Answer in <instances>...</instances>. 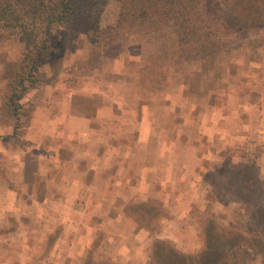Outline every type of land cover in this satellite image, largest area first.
<instances>
[{
  "label": "rangeland",
  "instance_id": "374dc122",
  "mask_svg": "<svg viewBox=\"0 0 264 264\" xmlns=\"http://www.w3.org/2000/svg\"><path fill=\"white\" fill-rule=\"evenodd\" d=\"M95 8L99 23L89 32L52 26L38 84L16 112L7 86L38 28L24 40L9 29L0 41V189L20 197L2 222L20 235L28 224L42 233L23 245L1 232L0 264H124L131 254L140 261V248L148 264H168L170 248L198 254L207 235L218 249L225 234L248 240L252 202L232 175L259 169L264 207V0H200L196 16L216 48L206 60L196 45L178 43L172 17L127 0H95ZM60 176L90 178L97 203L115 208L97 216L77 206L67 224L45 225V211L29 202ZM243 243L227 263L264 264V250Z\"/></svg>",
  "mask_w": 264,
  "mask_h": 264
},
{
  "label": "trees",
  "instance_id": "16d2710c",
  "mask_svg": "<svg viewBox=\"0 0 264 264\" xmlns=\"http://www.w3.org/2000/svg\"><path fill=\"white\" fill-rule=\"evenodd\" d=\"M127 2L136 8L148 7L150 15L154 18L162 20L172 17L178 43L185 47L191 45L199 47L202 60H206L210 53L215 51L207 24L204 21L202 23L196 16L200 0H127ZM98 23L99 14L95 8V0H0V41L9 29L20 30L23 33L21 40H24L25 32L31 31L32 27L38 28L37 35L33 39H28L37 43L34 50L16 63V75L7 86L9 92L6 101L14 112L20 108L19 101L25 93L38 84L37 74L44 65V54L51 39L52 26L73 24L80 29L85 27L82 30L89 32L97 28ZM39 35L41 37L37 40ZM258 170L255 168L252 172V168L243 167L239 171L236 168L232 175L235 178L241 177L238 178L241 180L240 183H236V187L243 188V192L249 190L252 217L255 215L254 220L251 217L248 225L253 232L251 237L247 240L234 232L225 234V237H222L223 248L220 245L218 249V246L212 243L210 235H207L204 247L198 254L186 255L177 252L173 247L170 248L167 254L168 264H228L224 258L241 253L246 245L243 242L264 250V207L259 201L262 199L258 194L257 184L260 183ZM236 239L243 242H231ZM83 264H90V259L85 260Z\"/></svg>",
  "mask_w": 264,
  "mask_h": 264
},
{
  "label": "crops",
  "instance_id": "0c3cea01",
  "mask_svg": "<svg viewBox=\"0 0 264 264\" xmlns=\"http://www.w3.org/2000/svg\"><path fill=\"white\" fill-rule=\"evenodd\" d=\"M55 126H56V124H55ZM55 126H53V127H55ZM110 152H112V151H109V153ZM100 155L101 154L92 155L93 160L99 161L98 158ZM83 156L84 157H82V158H84V160H85L87 158V156H89V155H83ZM88 158L90 159V157H88ZM105 159H107L106 161L109 164L110 163V161H108L109 157H106ZM72 160L73 159L71 158V161ZM68 161H69V159H68ZM72 162L74 165L78 161H72ZM96 168H97V165H95V169ZM88 170L90 173L94 172L93 167H91V168L88 167ZM99 174H100V172L97 169V175H99ZM107 185H108V191L113 192L115 190L114 184L113 185L107 184ZM107 185L105 184L104 186H107ZM89 186H91V179L90 178H87V179L83 178V179L73 181L72 179L68 180L67 178L65 179L64 177L60 176L59 180H57V183L55 185H49V184L46 185V190L44 191L45 195H44L43 199H41L39 201L33 200L29 203H31L30 204L31 208H35V207H36V209L41 208L45 211V215L43 217H40V218H41V220L44 221V224L49 226V227L52 226V223H53V221H55V219H59V220H61V222H64L65 224H67V220L71 219V215L75 211L74 209L77 206H80L81 208H83L84 210H87V211H88V208L97 209V214H98L97 216H99L100 213L105 212L107 209V206H109V209L115 208V205L111 204L110 200H109V204H107V205H101V204L99 205L97 203V199L94 197V189L95 188L93 190H91V188ZM53 187H56V188H53ZM131 188H133L132 185H131ZM72 189H73V191L75 190L77 192L78 196L76 197V199H74V198L70 199V197L68 196L69 192ZM101 190H103V189H96L95 191L99 192ZM8 191L9 190H6V192H5L4 190L0 189V235H2L1 232H4L5 234L8 233L10 236L7 239L11 240V239H14L15 235L18 234L17 230L19 231L20 227L19 228L17 227L16 230H13V228H10V227L7 228L6 230H4L5 227H4L3 222H2L3 221V217H2L3 215L2 214H4V212H8L9 209H13L14 211L17 210V205L20 202V197H19V194L17 192H14V196H13L12 200L8 199L9 195L12 193V192H8ZM89 191L92 192L90 195H89ZM52 193H58L59 195H58V197H56ZM1 196H3V197H1ZM6 196H7V199H5ZM124 204H126V203H124ZM26 205L28 206V203ZM122 206H123V204H121V205L119 204V207L122 208ZM55 211H57V213H55ZM107 213H108V214H106L107 219H114L115 220L116 214H114V216L112 217L110 215L109 211ZM26 214H27V216H31L30 219H32V220L38 218L37 216H33L34 213H32V212L30 214H28V213H26ZM56 215H57V218H56ZM84 215H86V214L84 213L83 216ZM36 220H38V219H36ZM106 222H108V221H106ZM143 229H145V228H141V230H143ZM21 230H22V228H21ZM43 230H44V228H43ZM23 231H24L23 235H20L21 233H19L17 235V236H20V237H17L19 240L24 241L23 245L27 242V240H31L32 238H35L36 235L42 234L40 232V229H37L35 227V225H32V224H28ZM146 231H147V229L143 231L146 234L145 237H143V238H146L148 236L149 232H146ZM50 234L52 235V233H50V231H48V235H50ZM66 237L69 239L70 233ZM73 237H75V235H73ZM139 250H140V254L143 258L140 261L136 262V259L135 260L132 259L135 256V254H131V256L130 255L128 256L129 260L132 259L131 264H148L150 257L148 255H146L145 252H143V249L140 248ZM144 253H145V255H144ZM26 254H28L27 251H26ZM84 257H86V255H84ZM129 260L125 259L124 264H130ZM114 261H115V259H114Z\"/></svg>",
  "mask_w": 264,
  "mask_h": 264
}]
</instances>
